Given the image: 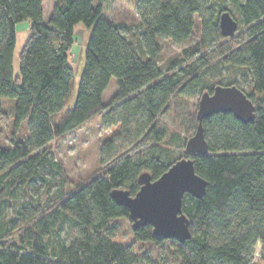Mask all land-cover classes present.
Returning a JSON list of instances; mask_svg holds the SVG:
<instances>
[{
	"label": "trees",
	"instance_id": "1",
	"mask_svg": "<svg viewBox=\"0 0 264 264\" xmlns=\"http://www.w3.org/2000/svg\"><path fill=\"white\" fill-rule=\"evenodd\" d=\"M95 1L56 0L46 23L43 0H0V118L5 114L2 105L9 100L14 120L12 147L0 146L1 183L44 179L50 168L57 167L46 146L103 113L104 95L113 79L118 83L113 102L125 112L122 133L136 146L133 153L117 154L123 157L104 168L103 174L67 194L40 221L43 228L30 229L29 238L8 242L4 237L12 228L0 222V264H160L112 239L111 222L130 218L112 192L124 189L135 196L141 174L157 180L183 158H192L197 175L208 182L203 199L184 198L191 239L184 244L161 239L147 225L133 230L135 240L152 244L157 253L164 251L176 264H264V0L237 3L246 32L228 42L219 26L224 10L206 7L210 0H140L150 12L142 17L140 31L129 36L103 16L102 5ZM196 15H200L203 35L184 53L198 58L188 64L175 59L164 71L159 41H188ZM23 22L29 23L30 37L19 54L17 75L16 27ZM80 23L91 30L85 66L76 103L58 124L55 117L66 108L72 90L70 53L74 28ZM214 46L218 50L208 52ZM219 63L241 67L251 76L253 92L246 94L254 102L255 118L245 124L232 113L215 114L203 123L209 153L190 155L185 148L183 155H174L163 145L166 133L159 129V118L176 96H202L218 85H234L208 82L206 74ZM24 125L28 133L15 140ZM108 146L110 155L115 145L109 142ZM26 209L18 215L28 213V222L42 212ZM62 223H71L78 234L70 242H44ZM259 244L263 254L255 263Z\"/></svg>",
	"mask_w": 264,
	"mask_h": 264
},
{
	"label": "rangeland",
	"instance_id": "2",
	"mask_svg": "<svg viewBox=\"0 0 264 264\" xmlns=\"http://www.w3.org/2000/svg\"><path fill=\"white\" fill-rule=\"evenodd\" d=\"M245 0H210L205 3L206 7L212 8L215 12L224 10L230 12L238 22L239 28L233 38H225V41L237 39L244 35L246 29L240 24L237 3ZM56 0H43L44 20L47 23L53 13ZM101 4L103 16L114 25L119 26L124 34L128 36L140 31L142 17L147 15L150 10L140 4V0H96L95 5ZM194 32L192 37L183 44H175L171 40L161 39L162 47L160 55V67L166 71L170 62L175 59H182L184 64L192 63L197 58L191 59L190 54L184 53L185 50L195 47L202 38L203 27L200 15L194 18ZM29 23L23 22L17 25V44L14 59L15 73L19 74V54L23 46L30 37ZM91 30L84 24H77L74 28L75 43L70 53L74 76L72 90L66 103V108L55 117L58 124L68 117L69 111L73 109L77 94L80 78L85 66V52L87 41ZM230 39V40H229ZM216 46L210 51H217ZM209 83L222 82L223 84L234 83L245 93L253 92L251 76L241 67L229 66L227 63L213 66L206 74ZM118 92L117 80L113 79L104 95L105 110L103 113L89 120L74 132L51 141L46 147L50 152L49 158L57 164V167L50 168L44 179L38 178L31 182L19 184L11 181L1 183L0 181V222L9 224L12 232L7 234L4 239L10 243H20L22 239L31 236V228H43L41 220L54 211L56 206L67 195L87 183L91 179L104 173V168L119 161L122 156L119 153H133L136 146L132 138H128L122 133L121 121L125 118V112L120 103L113 102ZM201 95L176 96L169 111L159 118V129L166 133L163 145L171 150L174 155H183L189 140L197 128V112ZM8 101V102H7ZM9 100H5L2 108L5 112L0 118V146L11 148L13 135V114ZM28 133L26 125L15 136V140H21ZM109 142L114 143L115 149L109 155ZM142 149L144 147H141ZM102 161L104 164H102ZM26 210L34 208L42 209L38 216L31 220H26L29 214L19 216ZM19 218V219H18ZM36 225V226H35ZM35 226V227H34ZM60 227V228H58ZM111 227L115 228L112 239L122 245H129L142 258L143 255H150L160 264H176L167 258L164 251L157 253L158 250L150 243H141L135 240L130 218H121L111 222ZM51 231V227L48 228ZM77 230L71 223H62L53 229V235L44 237V242L52 241L56 244L59 241L70 242L76 235ZM160 251V250H159ZM262 245L259 244L255 249L254 261L258 263L262 256ZM139 264H143L139 262Z\"/></svg>",
	"mask_w": 264,
	"mask_h": 264
},
{
	"label": "water",
	"instance_id": "3",
	"mask_svg": "<svg viewBox=\"0 0 264 264\" xmlns=\"http://www.w3.org/2000/svg\"><path fill=\"white\" fill-rule=\"evenodd\" d=\"M219 26L224 38L235 37L239 24L228 11L219 17ZM254 102L247 94L232 86H216L211 93L205 92L199 101L197 128L195 134L186 143V152L190 155H207L209 144L205 136L203 123L207 118L219 113H232L245 124L255 118ZM140 190L131 196L128 190L115 189L114 201L129 210L132 229L152 225L154 234L161 239L176 240L181 244L191 239L190 220L185 215L184 198L190 195L203 199L208 182L197 175L192 158L177 160L157 180L150 174L139 177Z\"/></svg>",
	"mask_w": 264,
	"mask_h": 264
}]
</instances>
